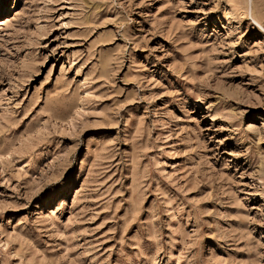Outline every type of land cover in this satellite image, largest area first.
I'll use <instances>...</instances> for the list:
<instances>
[{
    "label": "rangeland",
    "instance_id": "obj_1",
    "mask_svg": "<svg viewBox=\"0 0 264 264\" xmlns=\"http://www.w3.org/2000/svg\"><path fill=\"white\" fill-rule=\"evenodd\" d=\"M0 13V264H264V0Z\"/></svg>",
    "mask_w": 264,
    "mask_h": 264
},
{
    "label": "bare ground",
    "instance_id": "obj_2",
    "mask_svg": "<svg viewBox=\"0 0 264 264\" xmlns=\"http://www.w3.org/2000/svg\"><path fill=\"white\" fill-rule=\"evenodd\" d=\"M0 14H1V13H0ZM0 21H1V19H0ZM0 23L3 24V22H0ZM1 24H0V25H1Z\"/></svg>",
    "mask_w": 264,
    "mask_h": 264
}]
</instances>
